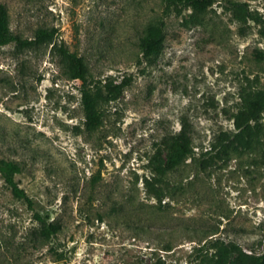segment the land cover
<instances>
[{"label": "rangeland", "instance_id": "1", "mask_svg": "<svg viewBox=\"0 0 264 264\" xmlns=\"http://www.w3.org/2000/svg\"><path fill=\"white\" fill-rule=\"evenodd\" d=\"M0 3L22 38L55 29L53 43L0 45V159L19 164L31 199L0 172V264H235L231 242L262 251L264 109H249L264 90V0ZM161 22L145 57L140 37ZM179 133L190 155L167 167Z\"/></svg>", "mask_w": 264, "mask_h": 264}, {"label": "trees", "instance_id": "2", "mask_svg": "<svg viewBox=\"0 0 264 264\" xmlns=\"http://www.w3.org/2000/svg\"><path fill=\"white\" fill-rule=\"evenodd\" d=\"M167 8L178 7V6H191L195 9H203L210 5L213 0H163ZM236 7L245 10L246 14L256 20L263 21L261 17L255 15L249 9H247L244 3L233 2ZM55 35V29L48 30L44 27H40L36 30L33 38H22L18 34L13 33L6 19L5 11L3 5L0 3V45L6 44L11 41H15L20 46H30L34 43H40L47 41V43H53ZM164 40V27L161 22L159 25H153L150 29L140 37L139 46L145 57L151 56L153 53L158 51ZM55 45V43L53 44ZM60 53L63 56L66 65L70 71V77L73 79H84L87 75V69L82 58L78 56L75 52L69 51L66 47H59ZM122 85L117 87L121 88ZM89 103V101H88ZM89 109H95L94 101L89 104ZM264 109V90L256 92L250 100V113L258 112ZM253 116V115H252ZM244 129L238 131V136L244 134ZM171 147L174 150V157L170 159L167 163V167L174 166L175 162L178 160H184L190 155V139L182 133L173 136L171 139ZM20 171V166L17 162L7 159H0V172L5 179L6 183L10 186L13 194L17 197L24 198L28 203H31L30 197L27 195L25 190L19 186L18 181L15 179V173ZM59 230V224H50L49 226L42 227L43 235L49 237L51 234L56 233ZM232 248L237 250L235 256V264H264V241L263 249L260 252L251 251L246 252L242 250L237 243L231 242ZM210 247H218L219 255L221 256V250L225 249L224 241L219 239H213L210 241Z\"/></svg>", "mask_w": 264, "mask_h": 264}]
</instances>
